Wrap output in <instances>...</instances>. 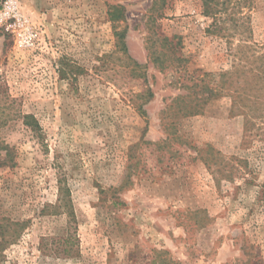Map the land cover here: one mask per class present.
<instances>
[{"label": "rangeland", "instance_id": "374dc122", "mask_svg": "<svg viewBox=\"0 0 264 264\" xmlns=\"http://www.w3.org/2000/svg\"><path fill=\"white\" fill-rule=\"evenodd\" d=\"M15 1L22 19L0 22V264H150L154 250L264 264V0L217 27L201 0H169L152 30V0ZM149 29L177 43V71L150 62ZM193 84L215 96L165 129Z\"/></svg>", "mask_w": 264, "mask_h": 264}, {"label": "trees", "instance_id": "16d2710c", "mask_svg": "<svg viewBox=\"0 0 264 264\" xmlns=\"http://www.w3.org/2000/svg\"><path fill=\"white\" fill-rule=\"evenodd\" d=\"M169 0H152V4L149 10V15L147 17V24L149 23V28L152 30L154 22L157 18L163 16V9L167 6ZM241 0H201L202 13L204 16L209 17L212 20V24L215 27L219 23L226 20H234L235 12L233 15H228V11L233 12L234 9H240ZM121 7L115 6L114 10L120 11ZM123 10V9H122ZM110 18H115L112 13L109 14ZM153 24V25H152ZM147 31L146 37V50L147 57L150 62L159 70V72L165 71H177L179 66V61L181 56L178 55L177 43L173 44L166 37L158 36L154 31L150 33ZM124 32L117 33L116 37L118 40V47L120 50L125 51L124 43ZM134 66L138 69H142L145 66L134 63ZM136 76L143 77V73H138ZM152 95V94H150ZM153 96V95H152ZM215 96L212 89L206 86H201L198 84H193L189 87V91L186 94L177 95L164 107L161 111L163 119H165V129L169 127L172 118H183L188 116L198 115L202 112L203 105L211 100ZM196 102V104H191ZM23 124L30 127L33 131L38 130V124L32 116H23ZM3 124H0L2 127ZM0 152L5 155L3 158L0 156V167L11 161L10 159V148L9 146L0 138ZM8 165V164H7ZM75 241V239H74ZM74 243L72 237L69 236L64 238L60 243L59 254L61 256H70L74 253ZM150 264H180L173 260L166 250H154V256L150 261Z\"/></svg>", "mask_w": 264, "mask_h": 264}, {"label": "built area", "instance_id": "2783aa9c", "mask_svg": "<svg viewBox=\"0 0 264 264\" xmlns=\"http://www.w3.org/2000/svg\"><path fill=\"white\" fill-rule=\"evenodd\" d=\"M22 17L18 11V5L15 0H8L0 9V22H6L7 27H15ZM12 21V22H11Z\"/></svg>", "mask_w": 264, "mask_h": 264}]
</instances>
